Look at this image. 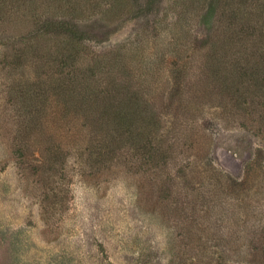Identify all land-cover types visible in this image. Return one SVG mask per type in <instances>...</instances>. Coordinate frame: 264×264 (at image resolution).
<instances>
[{
  "label": "trees",
  "instance_id": "obj_1",
  "mask_svg": "<svg viewBox=\"0 0 264 264\" xmlns=\"http://www.w3.org/2000/svg\"><path fill=\"white\" fill-rule=\"evenodd\" d=\"M134 1L152 14L160 4ZM176 1L152 41L94 54L90 31L66 18H35L3 40L40 0H0V75L20 113L13 157L48 223L73 169L94 184L130 182L140 207L173 222L166 264H225L227 250L232 264H264V169L254 188L230 178L213 161L210 129L250 133L264 160V0ZM114 2L119 13L131 6Z\"/></svg>",
  "mask_w": 264,
  "mask_h": 264
},
{
  "label": "rangeland",
  "instance_id": "obj_2",
  "mask_svg": "<svg viewBox=\"0 0 264 264\" xmlns=\"http://www.w3.org/2000/svg\"><path fill=\"white\" fill-rule=\"evenodd\" d=\"M114 1L40 0L37 10L28 7L18 12L19 21H13L8 33L1 36L12 39L15 33H28L36 27L35 18H66L90 31L86 46L90 53L97 54L142 37L152 41L155 27L167 24L178 14L176 0H159L154 14L152 10L144 12L133 0H124L131 6L119 13ZM54 43L48 38L44 48ZM2 82L0 75V264H166L176 247L170 228L173 222L152 218L140 207L130 182H108L103 177L94 184L72 169L73 180L61 188L65 196L62 213L52 223L44 219L37 187L27 189L12 154V133L18 132L20 113L16 101L10 102L6 96ZM210 129L215 165L236 182H247L254 188L261 180L258 170L264 169V160H258V139L242 130L218 125ZM261 175L264 178L263 171ZM36 181L39 187H46L44 181ZM220 255L225 264H232L228 250Z\"/></svg>",
  "mask_w": 264,
  "mask_h": 264
}]
</instances>
